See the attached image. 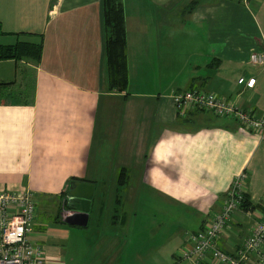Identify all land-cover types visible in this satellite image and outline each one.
Instances as JSON below:
<instances>
[{"label": "crops", "instance_id": "crops-1", "mask_svg": "<svg viewBox=\"0 0 264 264\" xmlns=\"http://www.w3.org/2000/svg\"><path fill=\"white\" fill-rule=\"evenodd\" d=\"M123 5L129 87L120 92L109 86L102 0H0V45H43L39 63L0 61V84H11L0 100V191L28 189L47 203L61 200L58 222L69 181L90 182L95 188L87 226L92 218L98 227L121 226L128 219L123 207L133 205L120 196L126 171L125 187L134 181L141 191L134 215L138 207L153 210L155 195L183 211L172 250L179 262L169 264H196L181 259L188 234L222 211L233 180L245 170L246 196L259 208L250 217L237 213L219 238V247L234 253L264 212V142L210 112L192 109L182 116L174 95L202 89L264 115V67L250 63L252 53L264 50V0ZM177 39L190 47L184 88L164 80L171 60L166 47ZM144 191L152 194L143 197ZM43 226L35 225L33 237L44 244L49 263L58 264L61 250L46 242L67 240L71 228ZM98 241L99 261L91 264H129L112 234Z\"/></svg>", "mask_w": 264, "mask_h": 264}, {"label": "built area", "instance_id": "built-area-1", "mask_svg": "<svg viewBox=\"0 0 264 264\" xmlns=\"http://www.w3.org/2000/svg\"><path fill=\"white\" fill-rule=\"evenodd\" d=\"M250 63L264 66V52L252 53ZM251 81L254 84L249 82V88L255 85V80ZM174 100L182 116L192 109H200L217 117L236 118L244 130L264 142V115L244 110L233 99L193 89L176 92ZM247 182L248 173L244 170L233 180L222 211L206 222L201 230L188 234L187 246L180 251L181 259L192 260L196 264H264V212L257 216L251 235L234 253H228L218 245L219 238L237 213L252 216L251 211L244 212L241 208ZM36 206L31 190L0 191V264H50L45 251L33 237Z\"/></svg>", "mask_w": 264, "mask_h": 264}, {"label": "rangeland", "instance_id": "rangeland-1", "mask_svg": "<svg viewBox=\"0 0 264 264\" xmlns=\"http://www.w3.org/2000/svg\"><path fill=\"white\" fill-rule=\"evenodd\" d=\"M242 3H244V1H242ZM173 41L177 43L166 47L167 52L165 54L170 55L171 60L170 68L168 72L165 73L164 80L165 83L172 81V85L178 84L181 88H184L185 85H182V82L187 76L188 68L183 73V61L190 53V47L181 39ZM149 67L151 66L149 65ZM190 70L194 72L195 68L191 67ZM249 82L250 84L253 83L251 80ZM196 83L197 82H195L194 85ZM242 172H244V170ZM140 193L141 191L136 187L134 181H131L128 189L123 187L120 190L122 200L125 201L127 199L132 202L133 205L123 207V210H126L128 214L127 224L121 226L115 225L114 227H106V225L98 227L96 225L97 223L92 218L88 227L73 226L72 228V226L65 225L59 221L57 222V209L59 208L61 200H59V203L54 202L51 204V201L47 203V201L39 196H35L37 206L33 230L35 231L36 224L40 225L41 223L47 227L63 225L65 228H71L67 240L55 241L50 238L46 242V246L51 248L58 247L61 250V260L58 264H91L99 261V254L96 250L99 246L98 236L107 238L110 237L111 234L113 238L116 239L115 244H119L122 248L119 255L123 261H128L129 264H169L170 262H179V256L176 254L173 255L172 250L177 241L178 229L179 227L182 228V224L184 223L182 219L183 211L172 207V204H166L160 197L155 195L153 210H148L145 207H138L134 215L131 209L132 211L135 209V199L141 197ZM150 194L152 193H146V191H144L143 197H148ZM119 220L116 221L117 224H119ZM99 228H107L110 231L102 232ZM248 228V226L245 227L244 233L247 232ZM39 229L42 231V227ZM238 235V240L243 237V234L240 236V232H238ZM178 237H181V235H178ZM35 243L46 251L43 243Z\"/></svg>", "mask_w": 264, "mask_h": 264}, {"label": "trees", "instance_id": "trees-1", "mask_svg": "<svg viewBox=\"0 0 264 264\" xmlns=\"http://www.w3.org/2000/svg\"><path fill=\"white\" fill-rule=\"evenodd\" d=\"M240 1V0H238ZM103 12L102 23L104 29V56L107 66L109 86L111 90L123 92L129 87V70L127 59V30H126V16L123 5V0H102ZM42 43H17L15 45H0V61L14 60H31L39 63L42 58ZM192 83L198 82L197 78L191 80ZM11 84H0V100L1 94L5 93ZM245 110V109H244ZM228 118V117H224ZM238 122L236 118H228ZM239 123V122H238ZM120 185L125 187L128 184V173L123 171L120 175ZM79 179H71L69 181V188L72 189L75 183L81 182ZM70 193V192H69ZM64 194L65 200L67 199ZM67 203L62 205L63 210L67 209ZM244 212L255 211L259 207L251 203L245 195V200L241 206ZM59 222L64 223L62 219ZM65 224V223H64ZM67 225V224H65ZM88 227V226H86Z\"/></svg>", "mask_w": 264, "mask_h": 264}, {"label": "water", "instance_id": "water-1", "mask_svg": "<svg viewBox=\"0 0 264 264\" xmlns=\"http://www.w3.org/2000/svg\"><path fill=\"white\" fill-rule=\"evenodd\" d=\"M94 184L77 182L71 189L68 199V208L63 213V222L72 226H87L91 204L94 197Z\"/></svg>", "mask_w": 264, "mask_h": 264}, {"label": "flooded vegetation", "instance_id": "flooded-vegetation-1", "mask_svg": "<svg viewBox=\"0 0 264 264\" xmlns=\"http://www.w3.org/2000/svg\"><path fill=\"white\" fill-rule=\"evenodd\" d=\"M67 199H68V197H67ZM67 199H66V200H64V202H65V203H67Z\"/></svg>", "mask_w": 264, "mask_h": 264}]
</instances>
